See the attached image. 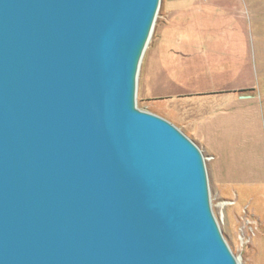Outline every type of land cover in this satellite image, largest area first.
<instances>
[{"label":"water","instance_id":"95a60500","mask_svg":"<svg viewBox=\"0 0 264 264\" xmlns=\"http://www.w3.org/2000/svg\"><path fill=\"white\" fill-rule=\"evenodd\" d=\"M160 0H0V264H239L205 158L135 105Z\"/></svg>","mask_w":264,"mask_h":264},{"label":"rangeland","instance_id":"374dc122","mask_svg":"<svg viewBox=\"0 0 264 264\" xmlns=\"http://www.w3.org/2000/svg\"><path fill=\"white\" fill-rule=\"evenodd\" d=\"M194 28L205 31V43L194 42L192 50L201 47L211 55L215 46L229 50L233 34L228 31L245 30L247 70L255 91L244 111L237 108V98L229 95L231 100L225 102L226 94H213L236 84V78H223L224 70L232 69L229 64L206 63L199 83L184 82L178 76L183 69L184 40ZM151 54L145 85L142 67ZM196 91L204 95L178 96ZM260 92L264 94V0H160L139 67L135 105L167 120L192 141L196 135L189 114L201 120L198 125L214 147L223 183L217 194L206 166L211 210L239 264H264V96ZM203 155L206 165L210 158Z\"/></svg>","mask_w":264,"mask_h":264},{"label":"crops","instance_id":"0c3cea01","mask_svg":"<svg viewBox=\"0 0 264 264\" xmlns=\"http://www.w3.org/2000/svg\"><path fill=\"white\" fill-rule=\"evenodd\" d=\"M196 12L194 13L195 15L198 14ZM190 15H191L190 18H192L193 17L192 14ZM244 32L245 30L241 28L234 29V30L232 29V31H228L227 33H229V35L231 33L233 34V40H232L233 43L230 45L231 47L229 48V50L226 49L225 47L222 48V47L215 46L212 50L215 49L216 51L214 50L215 52L214 53L212 52L213 55H211V54H208L207 51L204 53L201 47L200 48L197 47V49L192 50V45L194 42L199 43L200 41V44L205 43V39L202 38L203 35L205 34V31L198 29V28L196 29L194 28V30L190 29L189 34L186 35L185 40H184L185 55H184L183 69L178 74V76L180 75V78H182L184 82L187 81V79L189 80L193 79V82L199 83L202 80H204L203 79V68L206 63L213 64V65L214 64L222 65L223 63L229 64L230 68L232 69L224 70L223 78L224 79H226L225 77L236 78L237 80L236 84L231 86L233 89L230 87L224 88L226 90L224 89L219 90V91L213 92V94H217V93H221V95L226 94L225 96H228V97L227 99H224L225 102L231 100V99L229 100L230 96L231 97L233 96L234 99L237 98V100L234 101L238 105L237 108L240 111H244L245 108L249 107V104L246 103L248 101L247 99L251 100L252 98H250L249 96L253 94V91H255L254 90L255 84L252 81L253 78L250 76V71L247 70V62L249 60V57H248L249 51H248L247 44L245 45L246 40H245ZM241 36H243V39L240 38ZM242 40L243 41L245 40V42L243 43ZM188 44L191 46L188 47L187 46ZM188 48H190V50H188ZM216 53H220V55L217 56ZM152 60H153V56L151 54L149 55V59L147 60L144 59V62H143L144 64L142 67L143 68V82L145 83V85L147 82L146 73H147L148 68L151 67ZM229 89H232V90H229ZM201 95H204V94H202L200 91H196L188 95L179 94L178 96L183 97V98H189V97L201 96ZM259 95L260 97L264 96V94L261 92L259 93ZM225 102L223 101V103ZM189 116L191 119L190 123L193 126V129H194L193 131L196 135V140L194 141L201 148L203 153L208 158H210L207 161L206 166H207L209 178L213 182V186L217 190V194H219L222 192L223 183L219 175L220 174L219 166L217 165L216 159L214 156V147L210 143L207 135H205L202 132L203 130H201V127H199L198 125V123L201 120H197L196 118H194L193 114H189ZM226 179L231 180L233 178L228 177Z\"/></svg>","mask_w":264,"mask_h":264}]
</instances>
